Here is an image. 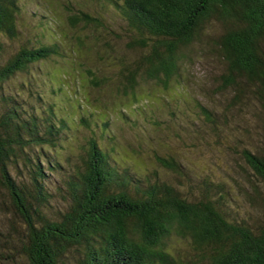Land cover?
I'll return each instance as SVG.
<instances>
[{
	"label": "trees",
	"instance_id": "1",
	"mask_svg": "<svg viewBox=\"0 0 264 264\" xmlns=\"http://www.w3.org/2000/svg\"><path fill=\"white\" fill-rule=\"evenodd\" d=\"M22 1L0 0V213L11 216L9 228L0 223V264H264V0H96L121 14L126 26L118 37L133 54L104 37L108 26L93 7L64 15L79 49L96 36L85 54H113L118 90L135 101L142 82L168 91L182 84L197 54L216 58L213 93L224 98V125L253 148H243L247 167L239 164L228 181L192 173L179 153L156 152L143 165L140 147L133 157L118 156L110 120L98 112L82 118L92 135L64 166L61 141L79 125L45 102L33 70L72 54L43 23L38 39L9 57L6 39L20 37ZM38 1L48 10L47 0ZM84 74L97 88L109 81L91 68ZM20 75L25 82L14 91L10 82ZM55 85L52 76L53 95L62 90ZM198 104L217 130L213 112ZM233 113L242 128L231 126ZM179 241L188 244L184 254Z\"/></svg>",
	"mask_w": 264,
	"mask_h": 264
},
{
	"label": "rangeland",
	"instance_id": "2",
	"mask_svg": "<svg viewBox=\"0 0 264 264\" xmlns=\"http://www.w3.org/2000/svg\"><path fill=\"white\" fill-rule=\"evenodd\" d=\"M59 1L55 3V0H47L48 10L45 11L38 0H23L21 2L22 12L18 17L20 37L12 41L6 39V47L9 49V57H11L19 49L21 43L27 42L28 39H38L43 33L39 25L43 23L47 26L50 40L68 41L64 49L72 54L71 57L66 56L61 61L56 59L51 63L35 66V70H33L36 73L35 80L41 83L38 87H41L42 84L45 86L42 89L46 91L49 99L45 102L56 103L62 114L75 120L79 125L76 131L68 132L63 136L61 142L64 149L57 150L59 161L64 166L68 168L64 157L67 155L72 157V153L78 155L81 147L86 146L87 140L92 135L91 128L85 127L81 121L82 118L86 113L98 112V114H102V117L110 120L111 133L117 143L115 148L120 157H133L135 156L134 150L140 147L143 156L137 158L139 159L138 163L143 165L150 163V159L156 152L160 155L179 153L177 155L182 159L185 157L184 160L187 159L190 163L189 166L193 167V169L190 168L192 173L195 172L197 175L203 176L202 174L208 171L209 174L225 181H228L229 173L234 174L239 164L242 167H247L241 151L244 147L253 149L252 144L246 145L250 143V140L244 139V136L238 131H228L224 125V98L213 93L215 84L212 77L221 71L220 65L213 55L197 54L193 58V62L188 61L182 71L183 76L180 81L182 84L172 85L168 91H163L154 83L142 82L137 90L138 99L135 101L132 97H126L119 91L121 89L120 81L114 76L118 68L113 69L110 65L113 54L107 56L103 50L99 49L94 51L96 59L85 54V51H92L90 48L94 47L96 36L88 37V49H79L73 36L77 32L75 33L67 27L64 17L66 11L79 12L80 10L85 11V6L88 9L93 7L94 15L98 16L97 13H99L103 17L104 24L108 26L106 30L109 32L105 30L107 33H103L104 37L112 43H119V48L117 47L116 51L121 50L133 54L126 47V39L119 40L118 34L124 33L123 29L126 24L118 10L114 6L96 0H62L60 3ZM46 17H50V20H47ZM46 26H44L45 29ZM220 28L217 24L215 25V29L218 30L216 32H219ZM114 55L118 54L114 53ZM82 64L85 68H91L99 76L102 75V78L105 77L109 81L102 83L103 87L101 88L94 87L84 74L85 68H82ZM52 76L53 79H56L55 87L62 86L61 92L54 95L49 92L51 89L49 80L51 81ZM25 79V75L16 77L10 82L12 89L20 91L21 84L25 82ZM198 103L213 112L218 121L217 130L205 123ZM229 116L232 127L237 129L238 125L242 128L239 118H235L237 117L235 113L229 114ZM130 163L132 162L130 161ZM149 166L154 167L152 164ZM1 195L0 190V201L3 198ZM238 202L250 206L240 198H238ZM10 219V214L2 215L0 213V223L6 224L8 228ZM4 231L1 227V232ZM174 246L183 249V254L188 251V244L185 242H175ZM19 261L22 263L20 259Z\"/></svg>",
	"mask_w": 264,
	"mask_h": 264
}]
</instances>
